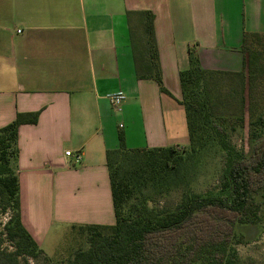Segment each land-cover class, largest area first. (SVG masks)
Here are the masks:
<instances>
[{"label":"crops","instance_id":"0c3cea01","mask_svg":"<svg viewBox=\"0 0 264 264\" xmlns=\"http://www.w3.org/2000/svg\"><path fill=\"white\" fill-rule=\"evenodd\" d=\"M146 11L171 95L136 75L128 14ZM0 14V128L39 113L19 128L16 172L22 222L41 248L55 223L115 224L106 154L120 131L131 149L189 145L190 52L206 70L240 72L245 35H264V0H0ZM118 91L120 111L108 99Z\"/></svg>","mask_w":264,"mask_h":264},{"label":"trees","instance_id":"16d2710c","mask_svg":"<svg viewBox=\"0 0 264 264\" xmlns=\"http://www.w3.org/2000/svg\"><path fill=\"white\" fill-rule=\"evenodd\" d=\"M128 15L137 78L153 80L171 95L154 15ZM242 51L240 72L206 70L190 52L189 68L180 73L187 147L131 149L120 131V147L106 154L115 224L73 226L88 247L59 264H240L235 246L245 243L246 235L239 230L257 226L264 206V35L246 34ZM38 119L39 113H19L0 128V211L12 212L0 230V264L49 258L22 222L16 172L19 128ZM238 129L248 131L247 151L231 140ZM209 147L224 156L221 182L197 193L190 173ZM182 190L176 206H151L156 198Z\"/></svg>","mask_w":264,"mask_h":264},{"label":"rangeland","instance_id":"374dc122","mask_svg":"<svg viewBox=\"0 0 264 264\" xmlns=\"http://www.w3.org/2000/svg\"><path fill=\"white\" fill-rule=\"evenodd\" d=\"M0 18H3L2 14H0ZM260 112L264 113V109ZM247 132V129H238L237 132L232 133L231 138L233 144L239 149L245 148L246 151L249 149L248 144L244 145V140L248 139ZM198 160V165L190 173L191 188L197 193L214 190L221 182L225 164L223 154L218 147H209ZM182 192L183 190L175 191L166 197H158L156 198V204H151V206L174 207L179 203ZM11 215V211L7 213L0 211V230L3 229ZM43 218H45L48 225L50 218L47 210L44 211ZM54 222L52 220V224ZM72 225L55 223L45 244L42 246L43 251L49 258L42 256L37 260L23 261L22 264H59L72 256L79 247H88L85 238H81L78 230ZM239 231L246 235L245 243L235 246L238 250L240 264H264V206L260 212V222L257 226L242 227ZM4 247L11 248L7 242L4 243Z\"/></svg>","mask_w":264,"mask_h":264},{"label":"built area","instance_id":"2783aa9c","mask_svg":"<svg viewBox=\"0 0 264 264\" xmlns=\"http://www.w3.org/2000/svg\"><path fill=\"white\" fill-rule=\"evenodd\" d=\"M125 98H126V96H125L123 91H118V92H115V93L108 95V99L116 111L121 110V106H122V103L124 102ZM121 127H123V126L121 125ZM66 156L73 157L75 159L76 163H79L82 160V154H80V153L67 151Z\"/></svg>","mask_w":264,"mask_h":264}]
</instances>
